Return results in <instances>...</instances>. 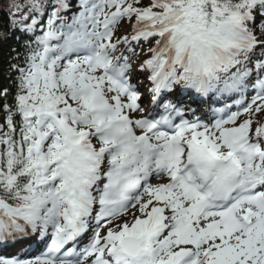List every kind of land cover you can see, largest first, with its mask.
<instances>
[{
	"label": "snow or ice",
	"instance_id": "snow-or-ice-1",
	"mask_svg": "<svg viewBox=\"0 0 264 264\" xmlns=\"http://www.w3.org/2000/svg\"><path fill=\"white\" fill-rule=\"evenodd\" d=\"M6 17L0 248L45 250L0 264H264V0H8Z\"/></svg>",
	"mask_w": 264,
	"mask_h": 264
},
{
	"label": "trees",
	"instance_id": "trees-1",
	"mask_svg": "<svg viewBox=\"0 0 264 264\" xmlns=\"http://www.w3.org/2000/svg\"><path fill=\"white\" fill-rule=\"evenodd\" d=\"M8 0H0V25L7 22L6 9ZM5 29L0 27V32H4ZM22 43V41L20 42ZM19 44L17 43V35L12 36L9 39L0 37V88L7 87L10 93L15 92V71H10L9 65L12 63H19L16 60L17 52L13 49H17ZM20 59H23V53L20 54ZM9 103L12 102L11 96H9ZM2 103V101H0ZM3 114V111H0Z\"/></svg>",
	"mask_w": 264,
	"mask_h": 264
},
{
	"label": "rangeland",
	"instance_id": "rangeland-1",
	"mask_svg": "<svg viewBox=\"0 0 264 264\" xmlns=\"http://www.w3.org/2000/svg\"><path fill=\"white\" fill-rule=\"evenodd\" d=\"M127 27V25H124V26H122V28H126ZM139 59H141V57H137V60H139ZM140 75H142V74H140Z\"/></svg>",
	"mask_w": 264,
	"mask_h": 264
}]
</instances>
